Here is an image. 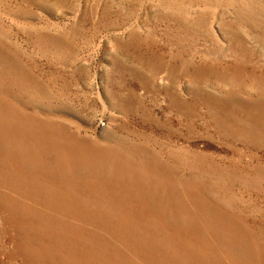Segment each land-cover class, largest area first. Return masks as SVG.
I'll return each mask as SVG.
<instances>
[{"label":"rangeland","instance_id":"rangeland-1","mask_svg":"<svg viewBox=\"0 0 264 264\" xmlns=\"http://www.w3.org/2000/svg\"><path fill=\"white\" fill-rule=\"evenodd\" d=\"M263 92L264 0H0V264H264Z\"/></svg>","mask_w":264,"mask_h":264},{"label":"bare ground","instance_id":"bare-ground-1","mask_svg":"<svg viewBox=\"0 0 264 264\" xmlns=\"http://www.w3.org/2000/svg\"><path fill=\"white\" fill-rule=\"evenodd\" d=\"M186 28V27H185ZM190 28V27H189ZM189 28H188V30H189ZM259 92V91H258ZM260 93H262V92H260ZM178 94V93H177ZM263 94H264V92H263ZM173 95V94H172ZM179 95V94H178ZM185 99V98H184ZM223 100V99H222ZM180 101H181V99H180ZM182 101H184V100H182ZM224 101V100H223ZM263 107L264 106H262V109H263ZM223 109V108H222ZM224 110V109H223ZM12 113H14V111H11ZM264 114V113H263ZM13 116H14V114H13ZM21 116V115H20ZM235 116V115H234ZM14 118V117H13ZM223 118V117H222ZM223 121V120H222ZM261 121H263V120H261ZM223 124H225V123H223ZM227 125H228V122H227ZM256 126H257V124H256ZM226 127V126H225ZM261 128V127H260ZM66 132V131H65ZM255 132V131H254ZM67 133V132H66ZM64 134V133H63ZM63 134H61V135H63ZM72 135H74V134H72ZM76 135V134H75ZM77 137H78V135H77ZM76 137V138H77ZM82 142V141H81ZM76 143V142H75ZM81 144V143H80ZM99 150V149H98ZM101 151V150H100ZM195 152V151H194ZM106 154V153H105ZM112 154V153H111ZM114 157V156H113ZM118 158V157H117ZM126 165V164H125ZM128 165V164H127ZM126 165V166H127ZM129 166V165H128ZM125 167V166H124ZM127 171V170H126ZM130 172V171H129ZM132 172V171H131ZM142 172V171H141ZM141 172H139V173H141ZM125 174V173H124ZM133 174V173H132ZM141 178V177H140ZM139 179V178H138ZM142 179V178H141ZM125 180V179H124ZM132 182V181H131ZM136 182H137V180H136ZM128 183V182H127ZM127 185V184H126ZM131 187V186H130ZM128 188V187H127ZM125 188H123V190H124ZM19 214V213H18ZM15 215V214H14ZM21 215V214H20ZM13 218V217H12Z\"/></svg>","mask_w":264,"mask_h":264}]
</instances>
